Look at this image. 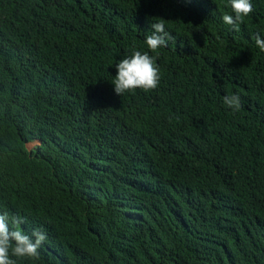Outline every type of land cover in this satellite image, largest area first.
<instances>
[{
    "label": "trees",
    "instance_id": "1",
    "mask_svg": "<svg viewBox=\"0 0 264 264\" xmlns=\"http://www.w3.org/2000/svg\"><path fill=\"white\" fill-rule=\"evenodd\" d=\"M251 3L234 31L229 0H0V214L48 237L17 264H264V0ZM161 19L171 39L153 53ZM134 50L160 83L118 96Z\"/></svg>",
    "mask_w": 264,
    "mask_h": 264
},
{
    "label": "clouds",
    "instance_id": "2",
    "mask_svg": "<svg viewBox=\"0 0 264 264\" xmlns=\"http://www.w3.org/2000/svg\"><path fill=\"white\" fill-rule=\"evenodd\" d=\"M231 11L234 15L224 14L222 21L231 26L232 30L239 31L243 18L253 12L251 0H229ZM151 34L145 43L147 49L153 53L165 48L171 39L170 33L165 28L163 19L151 24ZM255 45L264 51V38L256 34ZM116 74L111 82L114 93L121 96L140 89L144 92L155 90L160 83V68L155 58L149 52L134 50L128 57L120 59L115 65ZM223 103L234 112L241 109V97L238 94L226 95ZM27 218L20 214H11L4 211L0 214V264H17L19 259H38L40 249L48 237L42 229H32L27 233L21 226L27 223Z\"/></svg>",
    "mask_w": 264,
    "mask_h": 264
},
{
    "label": "rangeland",
    "instance_id": "3",
    "mask_svg": "<svg viewBox=\"0 0 264 264\" xmlns=\"http://www.w3.org/2000/svg\"><path fill=\"white\" fill-rule=\"evenodd\" d=\"M27 146H28V148H31L33 146V144H28Z\"/></svg>",
    "mask_w": 264,
    "mask_h": 264
}]
</instances>
